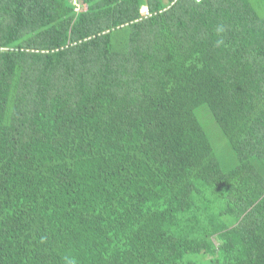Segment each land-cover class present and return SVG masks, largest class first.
<instances>
[{"label":"trees","instance_id":"obj_1","mask_svg":"<svg viewBox=\"0 0 264 264\" xmlns=\"http://www.w3.org/2000/svg\"><path fill=\"white\" fill-rule=\"evenodd\" d=\"M0 264H264V0H0Z\"/></svg>","mask_w":264,"mask_h":264},{"label":"clouds","instance_id":"obj_2","mask_svg":"<svg viewBox=\"0 0 264 264\" xmlns=\"http://www.w3.org/2000/svg\"><path fill=\"white\" fill-rule=\"evenodd\" d=\"M223 31H224L223 25H218L217 28H216V32L219 34V33H222ZM222 43H223V40H218L217 41V45H220Z\"/></svg>","mask_w":264,"mask_h":264},{"label":"built area","instance_id":"obj_3","mask_svg":"<svg viewBox=\"0 0 264 264\" xmlns=\"http://www.w3.org/2000/svg\"><path fill=\"white\" fill-rule=\"evenodd\" d=\"M74 10L78 11L80 9V0H71Z\"/></svg>","mask_w":264,"mask_h":264},{"label":"rangeland","instance_id":"obj_4","mask_svg":"<svg viewBox=\"0 0 264 264\" xmlns=\"http://www.w3.org/2000/svg\"><path fill=\"white\" fill-rule=\"evenodd\" d=\"M144 10H145V8H144Z\"/></svg>","mask_w":264,"mask_h":264}]
</instances>
